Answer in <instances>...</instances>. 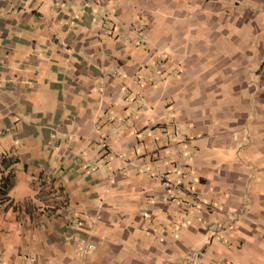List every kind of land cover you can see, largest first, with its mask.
<instances>
[{
	"label": "crops",
	"instance_id": "0c3cea01",
	"mask_svg": "<svg viewBox=\"0 0 264 264\" xmlns=\"http://www.w3.org/2000/svg\"><path fill=\"white\" fill-rule=\"evenodd\" d=\"M2 189L0 264H264V0H0Z\"/></svg>",
	"mask_w": 264,
	"mask_h": 264
},
{
	"label": "built area",
	"instance_id": "2783aa9c",
	"mask_svg": "<svg viewBox=\"0 0 264 264\" xmlns=\"http://www.w3.org/2000/svg\"><path fill=\"white\" fill-rule=\"evenodd\" d=\"M95 247V245L89 241H85L83 243H81L80 247H79V255L81 258H86L87 255L89 254V252L91 251V249H93Z\"/></svg>",
	"mask_w": 264,
	"mask_h": 264
},
{
	"label": "trees",
	"instance_id": "16d2710c",
	"mask_svg": "<svg viewBox=\"0 0 264 264\" xmlns=\"http://www.w3.org/2000/svg\"><path fill=\"white\" fill-rule=\"evenodd\" d=\"M10 181H11V175L10 174L7 175V177H3L2 181H1V185L3 186V189H5V190L8 189L7 187L11 185ZM3 189L0 191V196L4 195V190ZM1 202L2 201L0 200V203Z\"/></svg>",
	"mask_w": 264,
	"mask_h": 264
}]
</instances>
